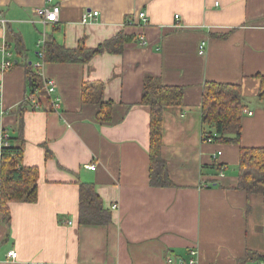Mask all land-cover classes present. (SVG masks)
I'll use <instances>...</instances> for the list:
<instances>
[{
	"label": "crops",
	"instance_id": "1",
	"mask_svg": "<svg viewBox=\"0 0 264 264\" xmlns=\"http://www.w3.org/2000/svg\"><path fill=\"white\" fill-rule=\"evenodd\" d=\"M43 5L59 7L56 21H41L35 9ZM94 10L93 20L81 22ZM139 11L147 25L139 24ZM119 33L130 36L121 52L86 62L38 55L43 35L88 49ZM3 42L0 65H13L0 72V148L2 134L7 143L22 135V164L37 169V199L9 202L8 225L0 211V264H162L167 254L187 257L191 249L199 264H264L245 259L247 250L264 254L262 196L236 188L239 145L264 147V104L256 98L264 0H0ZM33 72L52 79L54 91L48 95L43 84V95L32 90ZM147 80L184 90L183 103L162 119L171 186L149 183L150 108L141 102ZM206 81L240 87L247 110L239 145L202 139ZM89 96L111 103L107 122ZM213 162L222 170H212ZM81 183L94 185L111 222L78 223Z\"/></svg>",
	"mask_w": 264,
	"mask_h": 264
},
{
	"label": "trees",
	"instance_id": "2",
	"mask_svg": "<svg viewBox=\"0 0 264 264\" xmlns=\"http://www.w3.org/2000/svg\"><path fill=\"white\" fill-rule=\"evenodd\" d=\"M129 35L117 34L95 48L68 49L57 44L48 35L42 47L44 62H86L104 51L121 52ZM18 53L22 44L17 41ZM30 74V73H29ZM259 87L256 98L264 104V75H257ZM149 80V79H148ZM146 81L143 86L141 102L150 108L149 112V183L152 186L173 185L169 177L168 165L162 156V119L166 108L180 106L183 103L184 90L180 86L162 85ZM30 87L43 95L42 79L35 72L30 74ZM88 101L99 104L97 117L101 122L110 118L111 103L101 98L89 96ZM241 89L233 83L206 81L201 93L200 112L202 123L207 129L202 130L204 141L210 138L214 142L240 143L242 118L246 113ZM23 126L19 123V129ZM24 141L22 135L10 139L0 148V211L3 222L10 220L8 203L14 201L34 202L37 199V169L22 164ZM45 155L51 152L45 149ZM222 164L213 162L212 170H222ZM238 180L236 188L247 195L260 194L264 204V147H245L239 145ZM111 222L110 209L103 205L100 196L91 183L79 185L78 223L106 225ZM246 260L264 262V254L247 250Z\"/></svg>",
	"mask_w": 264,
	"mask_h": 264
},
{
	"label": "built area",
	"instance_id": "3",
	"mask_svg": "<svg viewBox=\"0 0 264 264\" xmlns=\"http://www.w3.org/2000/svg\"><path fill=\"white\" fill-rule=\"evenodd\" d=\"M47 2H50V0H47ZM37 15L40 17L42 22H46V21H56L57 20V14L59 11V7L57 5H43L41 7H38L35 9ZM98 15V11L94 10V11H84L81 15V22L86 23L88 21H91L95 18V16ZM178 18V15H175V19ZM137 19L139 24L141 23L142 25H147L148 24V18H147V14L145 13V11H139L137 13ZM45 37L43 35V37L41 38V44L44 43ZM138 42L141 44H145L146 43V39L144 37V35H140L138 37ZM0 51L3 54H6L5 52V43L3 42L2 44H0ZM202 51H204V45L203 43L201 45H199V53H202ZM39 57L42 59V50L38 52ZM13 65V62L11 60H4L2 61L1 65H0V72H4L6 70H8L9 68H11ZM36 68L39 69L41 64L40 62L36 63ZM43 85L45 87L46 93L49 95L50 93H52L55 89V84L54 81L52 79H45L43 81ZM0 105H1V100H0ZM207 142H212L210 138L206 139ZM2 144H7L6 141V137L2 134L1 137V145ZM87 169H93L94 165L93 164H89V165H85ZM115 205H112V209L115 208ZM68 223H71V221H69ZM7 257L11 260V262H17V252L15 250H10L7 252ZM30 264H35L34 262L30 263ZM162 264H199L198 262V258H197V250L196 249H191L188 253L187 257H182V256H176L171 254H167L162 262Z\"/></svg>",
	"mask_w": 264,
	"mask_h": 264
},
{
	"label": "rangeland",
	"instance_id": "4",
	"mask_svg": "<svg viewBox=\"0 0 264 264\" xmlns=\"http://www.w3.org/2000/svg\"><path fill=\"white\" fill-rule=\"evenodd\" d=\"M13 60V52H12V57H11ZM233 171V167H228V169H226V173H231Z\"/></svg>",
	"mask_w": 264,
	"mask_h": 264
}]
</instances>
